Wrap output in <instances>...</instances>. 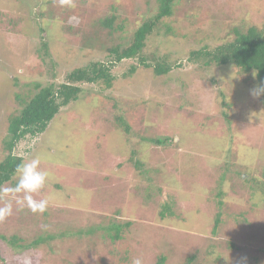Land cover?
Instances as JSON below:
<instances>
[{"label": "rangeland", "instance_id": "1", "mask_svg": "<svg viewBox=\"0 0 264 264\" xmlns=\"http://www.w3.org/2000/svg\"><path fill=\"white\" fill-rule=\"evenodd\" d=\"M75 5L0 0V161L9 119L37 83L66 82L74 68L105 62L159 8L158 0ZM107 17L112 28L100 24ZM252 26L264 27V0H174L144 54L181 66L158 76L143 66L130 73L136 60L118 62L112 87L83 83L44 132L22 140L14 153L39 157L50 173L35 197L49 204L33 213L12 201L13 215L0 222V264H154L161 255L166 264H226L228 253L232 264H264V192L254 184L264 179V96L251 95L262 83L235 64L189 59ZM165 204L172 213L162 216Z\"/></svg>", "mask_w": 264, "mask_h": 264}, {"label": "trees", "instance_id": "2", "mask_svg": "<svg viewBox=\"0 0 264 264\" xmlns=\"http://www.w3.org/2000/svg\"><path fill=\"white\" fill-rule=\"evenodd\" d=\"M174 0H158V12L154 16H149L142 22L134 31L132 42L127 46L109 48L107 60L90 61L86 65L79 66L69 71L66 76V82L55 84L54 82L41 86L37 83L40 89L33 95L29 101H25V105L19 114L13 115L9 119V134L4 141L5 149L8 154L0 161V187L10 181L14 176L16 166L23 161L21 156L16 155L15 149L17 145L27 137H37L44 132L49 123L59 113L62 107L70 104L79 98L84 92L83 83H99L102 82L107 87H112L115 75L112 68L118 62L125 59L136 60L130 67V73L137 70L138 66L153 68L154 73L158 76L167 74L173 67L181 66V63H176L174 66L168 63L164 57L160 59L154 58L153 61L148 60V56L144 54L145 47L149 37L153 34L154 29L161 22L162 18L172 14V5ZM115 18L107 17L100 20V24L107 28H112ZM41 32H45L40 27ZM237 36L234 40L222 43L214 49L203 47L193 50L189 59L193 61L201 59L206 65L216 64L219 66L225 64H235L242 72H253L258 70L257 79L264 83V27L262 29L252 26L245 32L236 31ZM42 50L49 55L48 42L43 39ZM120 125L124 127L126 134L131 131L128 122L121 116L116 118ZM168 137L156 139L157 143L168 144ZM135 152V151H134ZM139 164V162H138ZM260 190L264 192V179H254ZM258 184H260L258 186ZM162 216L166 211L172 213L169 205H163ZM219 220V219H218ZM121 225H112L109 230H114L112 238H119ZM51 237V236H49ZM1 239H7L5 235L0 234ZM11 242L16 246L20 239L13 235ZM10 240V239H9ZM43 239L38 237L34 244L39 245ZM166 256L161 255L154 264H166ZM191 260V259H190ZM189 260V262H190Z\"/></svg>", "mask_w": 264, "mask_h": 264}, {"label": "clouds", "instance_id": "3", "mask_svg": "<svg viewBox=\"0 0 264 264\" xmlns=\"http://www.w3.org/2000/svg\"><path fill=\"white\" fill-rule=\"evenodd\" d=\"M60 6H68L74 8L75 0H59ZM253 78L258 76V70L252 72ZM251 95L254 98L264 96V83L257 85L251 90ZM40 158L36 157L30 161H22L16 166L15 172L18 176L17 183L9 187H0V199H5L6 202L0 206V222H3L8 217L13 215V203L21 206H26L33 213H43L47 210L49 201L47 198L36 199L50 178V173L40 168ZM226 264H232L230 253L223 256ZM132 264H144L141 257L133 259ZM243 264V258L241 260Z\"/></svg>", "mask_w": 264, "mask_h": 264}]
</instances>
